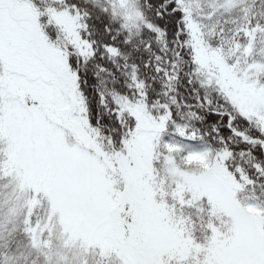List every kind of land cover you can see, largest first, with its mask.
I'll list each match as a JSON object with an SVG mask.
<instances>
[{"label": "snow or ice", "instance_id": "obj_1", "mask_svg": "<svg viewBox=\"0 0 264 264\" xmlns=\"http://www.w3.org/2000/svg\"><path fill=\"white\" fill-rule=\"evenodd\" d=\"M0 264H264V0H0Z\"/></svg>", "mask_w": 264, "mask_h": 264}]
</instances>
